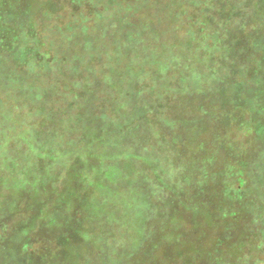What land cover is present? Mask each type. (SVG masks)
<instances>
[{
  "label": "trees",
  "instance_id": "1",
  "mask_svg": "<svg viewBox=\"0 0 264 264\" xmlns=\"http://www.w3.org/2000/svg\"><path fill=\"white\" fill-rule=\"evenodd\" d=\"M93 1L100 10L94 8ZM167 1L143 0L136 4L92 0L88 10L83 0H0V231L8 226L9 214L27 196L35 211L41 201L46 207L56 201L52 196L60 178L54 168L65 160L70 168L75 167L76 185L66 186L68 194L60 190L64 194L59 195L58 202L63 208L51 207L42 215L56 227L60 224L56 222L59 209L67 211L64 204L74 197L83 205L87 203L90 217L104 224L102 235H97L95 231L90 234V230H75L73 222L77 221L73 218V222L66 221V226L71 222L73 226L63 231L58 246L66 258L82 257L70 240L74 234L80 241L101 246L97 253L100 261H90L88 256L87 264H139L141 260L147 264H174L184 257L183 249L193 234L189 230L172 234V250L160 232L175 221L174 215L183 212L184 221L190 213L203 219L195 218L191 225L192 229L204 227L206 235V251L197 256L198 263L264 264V260L249 254L251 249L264 252V123L254 131L243 129L241 134L239 128L230 134L222 126L228 123L225 109L229 103L240 104V95L253 91L256 84L262 91L255 111L262 110L264 115V42L253 34L248 41L238 38L226 42L222 33L214 32L219 25L214 12L226 14L221 28L231 35L242 20L243 8L247 11L255 0H186L188 4L197 3L208 18L200 16L197 21L204 31L197 38L214 36L223 46L214 52L208 49L209 61L202 57L195 60L198 73L194 77L179 55L184 46L168 54L177 44H160L157 27L146 18H137L138 12L148 7L165 8L172 16L177 15L174 1ZM229 3L233 4L231 8ZM250 41L255 42L253 48L249 47ZM186 51L189 60H194L201 49ZM156 64L159 67L155 72ZM174 67L181 71L176 76L178 85L162 83L158 89L162 72L174 71ZM237 73L243 75L237 77ZM198 76L203 78L204 86L210 87L199 89ZM152 81L155 88L148 93L153 96L145 95L143 87ZM189 81L187 91L185 84ZM170 91L191 97L211 92L218 103L213 107L198 104L199 115L196 107L194 114L184 116L182 111L168 122L169 117L164 119L156 110L165 105V95ZM63 105L67 107L63 109ZM151 119L166 120L162 123L166 130L153 132ZM139 122L144 124L139 126ZM60 130L64 138H70L60 142H67V152L58 147ZM187 133H210L212 146L207 148L206 159L200 161L188 155L195 142L191 139L189 148ZM251 134L255 137L249 146L245 138ZM155 136L159 140H154ZM13 141L21 149L11 144ZM138 146L143 150L140 155L136 153ZM200 148L204 147H195ZM223 152H227V159L232 157V162L225 166L224 173H216L209 166L214 167ZM91 159H96L98 165ZM138 161L146 166L145 172L133 170ZM219 179H223L221 192L215 193L212 202L199 200L206 197L205 187ZM89 187L92 193L80 195L79 189ZM9 194L11 198L6 197ZM119 205L127 209L119 211ZM211 224L213 229L218 228L216 238L208 235ZM23 231H34L31 221ZM8 240L0 234V249H6ZM32 248V241L18 240L9 256L0 253V264H37L27 259ZM157 253L163 255L160 260Z\"/></svg>",
  "mask_w": 264,
  "mask_h": 264
},
{
  "label": "rangeland",
  "instance_id": "2",
  "mask_svg": "<svg viewBox=\"0 0 264 264\" xmlns=\"http://www.w3.org/2000/svg\"><path fill=\"white\" fill-rule=\"evenodd\" d=\"M84 3L86 4V7L88 10H90L91 7V1L92 0H83ZM125 2H131V3H142L143 0H123ZM147 0H144V2ZM150 2H152L153 0H149ZM169 1V0H168ZM167 1V2H168ZM175 3V7L174 10L178 12L177 15H173L170 14V12L164 8V10L162 8L159 9H153L148 7L147 9L145 8V11H139L137 18H146L148 21L152 24V26L154 25V27H157V30L159 32V35L157 36L159 39L160 44L165 43V44H170V46L173 45V43L177 44V46L175 48L171 47L170 53L168 54H175V51H177L180 47L184 46L182 51H180V56L186 60V64H185V68L188 67V71L190 70V76L194 77V75H196V73H198V67H197V63L195 62V60L197 61V58L202 57L203 61H209V53H208V49L210 48V50L217 51L218 48L222 49V45L220 44L219 40L215 39L214 36L207 38V39H198L197 35L202 36L204 34V31H201L199 26L197 25V21L201 19V17L204 18V20H207L208 18L206 17V14L203 13L201 11V9L197 6V3H190L188 4L186 0H171V2ZM228 1V0H226ZM166 3V1H164ZM182 2L185 3V7L181 8V4ZM87 3H89L87 5ZM177 3V4H176ZM34 5H38L37 3H34ZM93 5L95 9L100 10L101 7L97 5V3L95 1H93ZM199 5V4H198ZM231 5H233L232 3H229V8H231ZM96 6V7H95ZM174 6V5H173ZM176 8V9H175ZM163 10V11H162ZM162 11V12H161ZM250 12V13H249ZM215 16H217V21H218V26L215 28L216 30H214V32H218V33H222L221 37H223V39L226 42H231V41H237L238 38H242V41H248V37L253 35H256L257 40L258 41H262L260 39H263L264 42V21H262V17H264V3L262 2L260 4L259 0H255L253 1V3L251 4V6H249V9H247V11L243 8V16H242V20L241 22L237 25L236 27V31L234 33H231V35H228L227 32H222V24L224 23V16L226 14H224V12H214ZM201 16V17H200ZM164 18V19H162ZM200 18V19H199ZM257 30V31H256ZM225 34V36L223 35ZM186 35L188 36H192V38L194 37L195 40L191 39H187ZM239 35V36H238ZM227 36V37H226ZM212 39V40H210ZM198 40V42H197ZM255 41V40H252ZM250 41V48L254 46L253 42ZM189 49H194V48H198L201 49V51L197 52L199 54H197L198 56L194 59V60H189L190 59V54H186L187 52L186 50ZM178 52V51H177ZM203 52L205 54H203ZM204 56V57H203ZM163 57V56H162ZM167 57V55L165 56ZM164 57V60H165ZM163 60V59H162ZM162 62V61H161ZM160 62V63H161ZM157 65V64H156ZM182 65L184 66V63H182ZM208 65V64H206ZM159 65H157L156 67H153V71H157ZM179 69V68H178ZM176 67H174V71L169 70H164L162 72V75L164 76L162 79L163 81H157L159 86H157L158 89H160V84L162 85V83L164 85H172V87H175L177 79L176 76H178V72L179 71ZM234 69V68H233ZM237 70V69H236ZM238 71V70H237ZM210 72V71H208ZM243 73H246L245 71H242ZM180 75V74H179ZM243 74H239L237 73V77L242 76ZM200 82H201V87L199 89H202L204 87H210V84H207L204 86V80L203 78H201V76L196 77ZM153 80V79H152ZM207 83H211V80L208 81ZM187 87V91L190 90V81L188 83L185 84ZM147 92H145L144 90V94L148 95V91H152V89L155 88V84L152 81V84L150 82V84H146L143 87ZM253 91H250L249 93H244L242 95H240L241 102L240 104H235V103H229V105L226 107L225 112L228 113L229 118L228 119V123L224 122L222 123L224 126L223 131L228 130L231 132L235 131L237 132V129H240V134L243 133V129L248 130L249 128L252 129V131H254V129H256L257 125L260 123H264V115L261 114L260 112H257V110L255 111L256 105H258V93L259 91H262L261 87L259 85H253ZM157 89V93L158 90ZM162 93H165L164 90H161ZM160 92V91H159ZM221 93V92H220ZM226 93V92H225ZM222 93V94H225ZM230 93V96H232L234 98V95ZM77 94V93H76ZM155 94V93H154ZM149 96H153V93H150ZM165 105L161 106L160 108H158L156 110V113L159 114L160 116L165 117L164 119H166V117H169V119L167 120L168 122L170 121V117L172 119H175V117L181 113L183 111L184 116H186V113H193V110L197 107L198 104H206L208 105V107H213L215 105H217V103L215 102L216 99H218V97H216V95L214 93L208 92L207 95L204 96H199V95H195L193 97L188 96L186 94H178L177 92H169V94L165 95ZM253 101V103H251ZM61 106V105H60ZM67 107V105H63V109ZM200 106H198L196 108V115H199L200 112ZM51 108V106H50ZM264 108V106H261V109ZM218 110V109H217ZM264 110V109H263ZM166 113V116H165ZM183 116V115H182ZM194 116V115H193ZM201 116V115H200ZM26 123L29 124L31 122V120L29 119V117H27L25 119ZM166 121V120H165ZM165 121H160L155 120V119H151V123L149 124L150 127H152V131L153 132H157L161 133L163 132V130H166L165 128L167 126H165ZM142 122H139L138 125L142 126ZM169 124V123H168ZM81 127H84L83 125H80ZM230 126H232L230 128ZM73 128V126H72ZM80 128V127H79ZM229 128V129H228ZM169 129V125L168 128ZM72 130V129H71ZM233 130V131H232ZM60 132L63 131H59L58 133V144H59V149L60 150H64L67 152V148L65 145H67V142H62V139L68 140L70 138H64L63 135L60 134ZM210 134V133H209ZM209 134H205L202 133L198 136L193 135L191 136L190 133L186 134L185 140L188 143L191 139V141L195 142L194 146L191 147L190 144L188 143V146L190 148V151L188 150V155L192 158H198L200 161L206 159L205 156H207V148L212 146V144H210V136H208ZM201 138H200V137ZM255 135L251 134V135H246L245 141H247V144H250L249 146H251V143L254 140ZM157 139L159 140V136L158 137H154V140ZM212 140V139H211ZM77 142H80L79 140H76ZM130 143V142H129ZM235 143V142H234ZM11 144L16 145L18 147L21 146L17 144V142H12ZM195 147H204V148H200L196 150ZM126 149V148H124ZM224 149H227L224 148ZM246 149V148H245ZM197 151V152H196ZM229 151L228 153L232 154L231 150H227ZM254 151V150H253ZM244 152H246L244 150ZM243 152V153H244ZM136 153H143V150H141V146H138ZM227 153V152H226ZM226 153H221L222 155H220L221 158H218V160L216 162L213 163L214 167L209 166V168L213 169L214 172L216 173H224L225 170V166L228 165V163L232 162V160H230L232 157L229 156V159L226 158ZM254 152H252L250 155H252ZM59 154H64V153H59ZM164 155V154H163ZM249 155V154H248ZM166 156V154H165ZM245 156V155H244ZM62 160V159H61ZM93 161V164L95 163V165H98V161L96 159H91ZM65 160H62V162H59L56 166V168H54V173L59 176L60 178V184L57 186L56 189V193L53 194L52 199L53 201L56 200L53 204H49L46 205L43 204V202H40V205H36V211L33 210L32 206L29 205V203H32V199H30L31 197H28L23 200V202L21 203L20 207L18 209H16L15 211H12V213H10V217L8 220V226L3 230L0 231V234H2L3 236H5L6 238L9 237L8 243L6 245V249H0V253H4L7 254V256H9L11 254V251H13L15 249V242L16 241H24V239L28 240V241H32V249H31V253L27 254V259L30 261H36L39 264H87V257L90 256L91 259H89L90 261H93V259L95 260V263L99 262L100 259L99 256H97V253L99 254V250L101 248L100 245H94L92 243H90V241L88 242H84V241H80L78 238H74V234L70 235V240L72 239L75 247H78V254H80V256H82L79 260L76 259H69L66 258L65 256H63V251L59 249V244L62 240V233L63 231L67 230V226H73L71 223L73 222L70 219H74L77 222H73V224L75 225L74 227H76L75 230L79 229V231H87L90 230L89 233L93 234L94 231L96 232L97 235H102V232L104 230V224L101 226L99 223H97L96 219H93L91 216V214L89 215L88 213V209H89V205H87V203H85V205L81 204L79 202V200L77 198L74 197H70L69 200L64 204V207L67 209V211H64L63 209H59V214L56 217V222L58 221L60 224L56 225V227H54V222L52 223L53 225L50 226L49 225V221H47L44 216L42 215V212L45 213V211H47L48 208L51 207H57L60 206V208H63V204L59 203V195H62L64 193L60 194V190H64L65 194H68L66 186L68 187V185L70 186L72 184V186L74 187L76 185V180L73 178L74 176V169L75 167H69V165L65 164L64 162ZM75 162V160H72L73 164ZM65 164V165H64ZM134 168L133 170H135L137 173L139 172H145L146 171V166L144 164H142L141 162H136L134 164ZM98 176V174H97ZM96 176V177H97ZM135 177V176H133ZM71 178H73V180L71 181ZM221 184H223V179H219V180H212L211 184L207 187H205L207 189V193H206V197L200 198L199 200L201 201H207L208 204L211 203L212 199L215 197V193L216 192H221L219 191V187L221 186ZM204 186V185H203ZM201 187V186H199ZM198 187V191L200 192V188ZM70 191V189H69ZM79 191L81 192L80 195H86V194H90L93 192V188H85V189H79ZM98 191V190H97ZM96 190L94 191L97 192ZM63 192V191H62ZM71 192V191H70ZM7 198H11L12 195L9 194L6 196ZM192 197V196H191ZM5 198V197H4ZM98 197H96L97 199ZM193 198V197H192ZM194 200L196 198H193ZM171 200V199H170ZM204 201V202H205ZM56 203V204H55ZM35 206V205H33ZM179 206V205H178ZM41 207H44L41 210ZM88 207V208H87ZM125 209H127V207L119 205L118 206V210L119 211H124ZM91 210V209H90ZM92 211V210H91ZM115 211H117V209L115 208L113 210V213H115ZM133 211L135 212V209H133ZM131 212V210H130ZM35 215V216H32ZM185 214H183V212L174 215L173 220L170 222L167 226H170L169 228H167L165 230H162V232H160V236L163 239L168 240L167 241V246H172L171 249H173V245H170L171 242V237L172 234H175L176 232H187L189 230V234H193V238L188 242V244L185 246V248L183 249V256L181 259L178 260V262H174V264H200L198 263L199 260L197 259V256H199L200 254H204L206 249L204 248V243L206 241V235L202 232V229H204V227H200V228H196V229H192L191 225L195 224V218L197 220H201L203 221L202 218H197L195 216V218L193 217L192 213H190V216L188 218L187 221H184L183 218ZM94 217H99V216H94ZM131 217V215H130ZM193 217V218H192ZM94 221H93V220ZM72 221L69 225L66 226V221ZM131 220V218H130ZM29 221H31V227L34 228V231L29 232L28 234H25V232L23 231V227H28ZM34 221V222H32ZM96 222V223H95ZM184 223V224H183ZM26 224V225H25ZM223 223H220L219 225H221ZM61 225V226H60ZM165 224H163L164 226ZM207 229V228H206ZM74 230V231H75ZM217 232H218V228L217 226L213 229V225L211 224L210 228H209V232L208 235L209 236H213L214 238L217 237ZM27 237V238H26ZM119 240H122L123 238L119 235L118 236ZM160 238V237H159ZM21 239V240H20ZM69 240V242H70ZM129 240V239H128ZM68 242V243H69ZM86 243V244H85ZM164 249V248H163ZM166 249V248H165ZM175 251H173L174 253ZM249 254H251L254 257H258L260 258V260H264V252H255L254 250H249ZM162 254L157 253V259L160 260L162 258ZM79 261V263H78ZM137 262V261H136ZM135 262V263H136ZM172 262V260H171ZM263 262V261H262ZM37 263V264H38ZM89 264V263H88ZM92 264V263H91ZM126 264V263H125ZM139 264H147L146 260H141Z\"/></svg>",
  "mask_w": 264,
  "mask_h": 264
}]
</instances>
